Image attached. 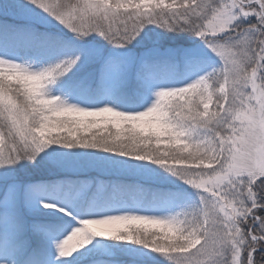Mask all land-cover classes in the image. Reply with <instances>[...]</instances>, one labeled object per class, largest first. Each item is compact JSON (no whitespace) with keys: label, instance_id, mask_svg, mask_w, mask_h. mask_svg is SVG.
<instances>
[{"label":"snow or ice","instance_id":"obj_1","mask_svg":"<svg viewBox=\"0 0 264 264\" xmlns=\"http://www.w3.org/2000/svg\"><path fill=\"white\" fill-rule=\"evenodd\" d=\"M0 264H264V0H0Z\"/></svg>","mask_w":264,"mask_h":264}]
</instances>
